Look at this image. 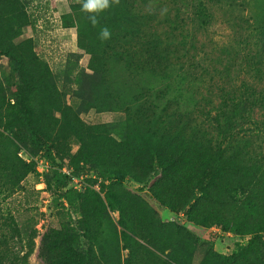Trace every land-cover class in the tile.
<instances>
[{
    "label": "rangeland",
    "instance_id": "obj_1",
    "mask_svg": "<svg viewBox=\"0 0 264 264\" xmlns=\"http://www.w3.org/2000/svg\"><path fill=\"white\" fill-rule=\"evenodd\" d=\"M130 1L0 0V264H264V165L197 93L264 40V0H161L162 43L140 46Z\"/></svg>",
    "mask_w": 264,
    "mask_h": 264
},
{
    "label": "trees",
    "instance_id": "obj_2",
    "mask_svg": "<svg viewBox=\"0 0 264 264\" xmlns=\"http://www.w3.org/2000/svg\"><path fill=\"white\" fill-rule=\"evenodd\" d=\"M195 16L201 15V13L206 14L210 7L209 4L201 3L196 7ZM161 0H131L130 10L134 17L137 19L138 29L134 30L136 45H155L162 43L161 34L159 31L160 17L162 16ZM253 14L255 11H251ZM257 15H252L255 22V17ZM190 18V16H188ZM169 39L168 45H171ZM167 45V46H168ZM247 46L244 49V55L241 58V62L234 65L229 70V65L222 66L221 70L218 68H208L205 71L207 79H202V84L207 86L208 91L203 94L200 92V88L197 93L200 98V107H211L216 104L217 107L221 109H230L234 113L230 117L231 123L236 122L238 125H244V137L240 140H244L251 144L244 148V156L248 158L251 162L257 161L264 165V148L262 149L253 142L264 143V40H258L253 44L247 42ZM262 45V47L260 46ZM155 47H150L149 56L153 60L149 63L152 71H156L157 68V56ZM170 52L173 57H177L174 51L168 50V56ZM3 55L0 52V56ZM136 55L138 56V61H140L139 48ZM176 55V56H175ZM244 65V76H240L235 79L231 76L228 81H225V73H233L241 71ZM167 69L169 70L171 65L167 64ZM182 67V66H181ZM222 73L219 79L216 80L215 74ZM216 90L217 93H213L210 90ZM210 91V92H209ZM218 94V96H217ZM216 97V100H215ZM217 101V102H216ZM218 122V121H217ZM261 130V131H260ZM234 134V133H233ZM231 135V138L236 139V136ZM36 139V137H33ZM198 139V138H197ZM196 139V140H197ZM42 152V159L51 165L57 166L56 160L52 154L51 146L48 144H43L40 147ZM60 168V166H57ZM58 168L53 172V182L62 191L60 199L62 203L59 206L64 211L65 209L70 212H77V202H76V191L73 188H68L71 182V176L62 173V170ZM98 175L103 181H112L117 178V176L111 171L100 170ZM214 182L219 185L217 180ZM234 200V199H233Z\"/></svg>",
    "mask_w": 264,
    "mask_h": 264
},
{
    "label": "built area",
    "instance_id": "obj_3",
    "mask_svg": "<svg viewBox=\"0 0 264 264\" xmlns=\"http://www.w3.org/2000/svg\"><path fill=\"white\" fill-rule=\"evenodd\" d=\"M62 173L65 174V175H70V174H69L68 172H66L65 170H63ZM79 181H80V179L71 176V182H70V185H69L68 188H74V187H76V185L79 184Z\"/></svg>",
    "mask_w": 264,
    "mask_h": 264
}]
</instances>
